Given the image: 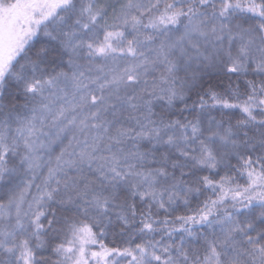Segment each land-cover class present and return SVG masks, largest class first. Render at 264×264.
<instances>
[{
    "label": "snow or ice",
    "instance_id": "6c2138e0",
    "mask_svg": "<svg viewBox=\"0 0 264 264\" xmlns=\"http://www.w3.org/2000/svg\"><path fill=\"white\" fill-rule=\"evenodd\" d=\"M0 264H264V0H0Z\"/></svg>",
    "mask_w": 264,
    "mask_h": 264
},
{
    "label": "trees",
    "instance_id": "16d2710c",
    "mask_svg": "<svg viewBox=\"0 0 264 264\" xmlns=\"http://www.w3.org/2000/svg\"><path fill=\"white\" fill-rule=\"evenodd\" d=\"M181 211H183L182 209H181ZM109 239H111V237H109ZM107 242V241H106Z\"/></svg>",
    "mask_w": 264,
    "mask_h": 264
}]
</instances>
